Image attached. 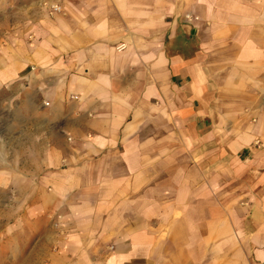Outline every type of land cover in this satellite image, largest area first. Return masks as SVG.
Segmentation results:
<instances>
[{
	"label": "crops",
	"instance_id": "obj_1",
	"mask_svg": "<svg viewBox=\"0 0 264 264\" xmlns=\"http://www.w3.org/2000/svg\"><path fill=\"white\" fill-rule=\"evenodd\" d=\"M1 91L38 263L264 264V0H0Z\"/></svg>",
	"mask_w": 264,
	"mask_h": 264
},
{
	"label": "rangeland",
	"instance_id": "obj_2",
	"mask_svg": "<svg viewBox=\"0 0 264 264\" xmlns=\"http://www.w3.org/2000/svg\"><path fill=\"white\" fill-rule=\"evenodd\" d=\"M4 91L0 92V181L3 182L10 165L11 155L5 147ZM12 188L0 184V264H44L33 257L35 243L31 240L28 227L21 223V203L13 202Z\"/></svg>",
	"mask_w": 264,
	"mask_h": 264
},
{
	"label": "built area",
	"instance_id": "obj_3",
	"mask_svg": "<svg viewBox=\"0 0 264 264\" xmlns=\"http://www.w3.org/2000/svg\"><path fill=\"white\" fill-rule=\"evenodd\" d=\"M60 11V8L57 4H54V5H51V8H50V11L49 13L52 14V13H58Z\"/></svg>",
	"mask_w": 264,
	"mask_h": 264
}]
</instances>
